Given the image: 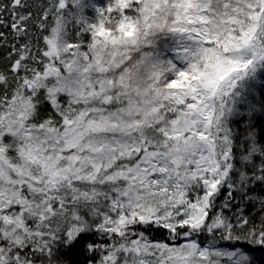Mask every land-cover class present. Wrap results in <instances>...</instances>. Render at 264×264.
<instances>
[{
  "label": "snow or ice",
  "instance_id": "snow-or-ice-1",
  "mask_svg": "<svg viewBox=\"0 0 264 264\" xmlns=\"http://www.w3.org/2000/svg\"><path fill=\"white\" fill-rule=\"evenodd\" d=\"M0 264H264V0H0Z\"/></svg>",
  "mask_w": 264,
  "mask_h": 264
},
{
  "label": "trees",
  "instance_id": "trees-1",
  "mask_svg": "<svg viewBox=\"0 0 264 264\" xmlns=\"http://www.w3.org/2000/svg\"><path fill=\"white\" fill-rule=\"evenodd\" d=\"M257 255H259V254H257Z\"/></svg>",
  "mask_w": 264,
  "mask_h": 264
}]
</instances>
